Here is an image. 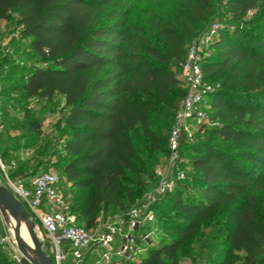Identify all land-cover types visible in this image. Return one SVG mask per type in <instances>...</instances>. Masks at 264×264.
<instances>
[{
	"label": "trees",
	"instance_id": "16d2710c",
	"mask_svg": "<svg viewBox=\"0 0 264 264\" xmlns=\"http://www.w3.org/2000/svg\"><path fill=\"white\" fill-rule=\"evenodd\" d=\"M161 1L157 12L144 11L143 29L134 23V0H0V22L14 13L33 54L24 65L11 60L15 68L27 66L21 93L9 96L0 87V158L21 138L2 137L23 126L11 118L15 107L23 106L25 117L29 101L59 95L66 108L61 150L68 159L59 168L58 189L75 223L90 231L98 216L114 207L123 211V198L133 199L125 175L150 168L155 152L166 155L168 128L185 91L180 64L186 40L221 11L226 19L217 26L213 53L200 63L204 79L219 82L207 110L216 125L199 141L182 134L179 144L200 186L186 195L192 178L184 173L156 200L154 220L168 237L139 259L109 264H178L180 248L218 213L223 227H213V237L223 248L209 264H264V0ZM40 127L38 118L25 124L37 137ZM24 162L6 174L27 186L43 171H26ZM0 264H11L2 248Z\"/></svg>",
	"mask_w": 264,
	"mask_h": 264
},
{
	"label": "rangeland",
	"instance_id": "374dc122",
	"mask_svg": "<svg viewBox=\"0 0 264 264\" xmlns=\"http://www.w3.org/2000/svg\"><path fill=\"white\" fill-rule=\"evenodd\" d=\"M161 0H134V23L145 28L147 19L144 16L145 10H150L157 12L158 5H162ZM15 14H12V18L8 21L0 22V59L5 57V63L0 64V87H2L6 92H9V96H16L21 93L20 85L23 83V78L21 76L22 72L27 71V66L21 68H15L11 64V60L15 62L23 61L27 62L33 59V54L28 49V40L21 38L19 36V28L15 26ZM225 17L222 15L221 11H213L212 17L209 19L208 23L199 24L201 27L198 32H196L191 38L186 40L185 47L191 45L198 49V53L201 57V61L207 58L213 53V49L210 48L211 43L216 39L217 26L225 22ZM197 25V23L195 24ZM147 34V33H146ZM155 43L158 40H152ZM17 55V56H16ZM214 88L219 87V82H210ZM8 89V90H7ZM5 93V92H4ZM23 106L18 105L15 107L14 112H11V118L16 119L17 122L23 123V126L18 129L5 130L3 133V139L6 137H15L21 135L18 145L22 144L24 148L18 147L13 152L4 149V156L0 158L4 169L6 172L12 171L18 162H24L26 171L31 170L34 167L35 172L45 171L52 172L59 175V168L61 165L67 161L68 157L61 150L63 140L65 139V128L63 123V118L66 114V108L63 105L62 97L59 95H54L50 101L37 100L36 102L29 101V108L27 116L22 117ZM157 116V115H156ZM40 119V136H35L34 134L25 130V124L28 119ZM161 121V118L157 116ZM216 125V122L212 121L208 115L207 121L204 123V127L200 132L197 131V127L190 131L188 136V141L194 142L204 139L208 131ZM172 124L170 125L171 128ZM170 128H168L170 130ZM162 133L167 135L168 130H164ZM5 145L3 144L2 147ZM33 153H31V151ZM3 150V149H2ZM1 151V150H0ZM179 152V151H178ZM187 150L182 149L179 153L177 168L169 169L167 167L166 155L161 152H155L153 154L154 161L152 162L150 168L140 173L139 176L133 173H127L123 178V181L129 182L132 185L133 199L131 201H125L123 198V211H116V208H112L110 213L103 216H98L97 225L103 224L109 218H113L115 215H119L127 212L132 207H137L142 209V206L155 212L159 209L156 204V200L161 196H157L154 201L148 199V194L155 188L157 184L156 170L160 169L164 175L168 177L175 176L176 170L186 173L192 178V183L189 185L188 190L185 192L186 195H193L194 188L199 187V182L197 176L191 169L187 166ZM260 198H263L262 195ZM26 210L30 214L28 219L32 224L31 229L24 227L32 248V253L34 254L33 239L30 236L32 232L35 241L41 243L42 249L48 254L50 252V244L46 242L44 231L39 223V218L36 214L30 211L28 208ZM154 215V219H155ZM220 226L223 227L222 214L215 217L214 221L210 224L201 227L200 232L197 233L192 239L182 246L178 252V264H209V261L214 257H220V251L223 248L219 244L220 237H213L214 229L213 227ZM148 230H151L149 240L143 244L139 252H135L132 255V259H139L145 255V249L148 247H153L160 239L167 238L169 233L158 224L157 220H154L149 225L145 226ZM0 229L2 236L5 237V242L0 249L6 253L10 254L13 249H17L15 241H13V236L9 227V217L5 216L1 218ZM91 231V230H90ZM18 250V249H17ZM93 250L92 252H96ZM237 257H241V252L236 253ZM67 256L66 260H69ZM62 261V264H65ZM236 264H239V260H236Z\"/></svg>",
	"mask_w": 264,
	"mask_h": 264
},
{
	"label": "built area",
	"instance_id": "2783aa9c",
	"mask_svg": "<svg viewBox=\"0 0 264 264\" xmlns=\"http://www.w3.org/2000/svg\"><path fill=\"white\" fill-rule=\"evenodd\" d=\"M200 63L198 49L193 45L187 47L180 64V78L185 91L166 141V161L169 169L177 168L182 134L189 136L193 128L199 127L208 118V96L215 88L204 79ZM2 130L0 110V133ZM156 176L157 184L148 194L150 201L171 190L176 180L184 178V173L176 170L175 176L167 178L158 169ZM0 182L25 208L39 218L55 264H62V261L65 264H109L113 258L132 259V255L139 252L150 238L151 230L145 226L154 221V215L145 206L142 209L132 207L87 231L75 223V217L58 189L57 174L40 172L26 186L21 179H10L0 160ZM4 242L5 237L0 233V245L3 246ZM93 250L97 251L92 252ZM67 256L70 257L69 260H66ZM9 257L11 264H26L17 249H13Z\"/></svg>",
	"mask_w": 264,
	"mask_h": 264
},
{
	"label": "water",
	"instance_id": "95a60500",
	"mask_svg": "<svg viewBox=\"0 0 264 264\" xmlns=\"http://www.w3.org/2000/svg\"><path fill=\"white\" fill-rule=\"evenodd\" d=\"M0 216L1 218H4L5 216H8L9 219L12 218L14 221V225L17 228H20L21 226L26 227L27 229L32 228V224L28 220L30 218L29 212L26 210V208L22 205V203L16 199L13 194L4 187L0 182ZM13 236V241L17 249L19 250V253L21 256L28 261L30 264H32L31 260L28 259V255L26 251H24V247L21 243H18L17 238L15 235ZM30 236L32 237L34 243V254L33 258L38 262V264H55L52 259L48 256V254L42 249L41 243L35 241L34 235L31 232Z\"/></svg>",
	"mask_w": 264,
	"mask_h": 264
},
{
	"label": "bare ground",
	"instance_id": "6f19581e",
	"mask_svg": "<svg viewBox=\"0 0 264 264\" xmlns=\"http://www.w3.org/2000/svg\"><path fill=\"white\" fill-rule=\"evenodd\" d=\"M9 227H10V231H11L12 235L16 236L18 243H21L23 245V247H24L23 249H24V251H26V253L28 255V259L31 260L32 264H38V262L33 258L30 240H29V237H28L25 229L23 228V226H21L20 228H17L14 225L13 219L10 218L9 219Z\"/></svg>",
	"mask_w": 264,
	"mask_h": 264
}]
</instances>
